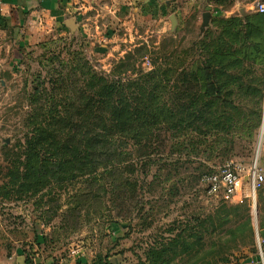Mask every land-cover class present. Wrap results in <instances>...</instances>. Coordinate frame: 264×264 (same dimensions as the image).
I'll return each instance as SVG.
<instances>
[{
	"label": "rangeland",
	"instance_id": "374dc122",
	"mask_svg": "<svg viewBox=\"0 0 264 264\" xmlns=\"http://www.w3.org/2000/svg\"><path fill=\"white\" fill-rule=\"evenodd\" d=\"M252 1L121 0L88 10L75 29L34 18L7 31L0 46V264H151V248L178 234L190 244L163 264H236L257 249L264 188L255 200L248 168L259 147L264 164V14ZM129 54L131 65L117 68ZM154 62L167 72L169 101L188 86L204 93L212 83L205 69L220 81L221 99L209 108L196 100L194 130L164 131L146 168L133 154L126 204L119 194L78 206L72 187L36 192L7 184V154L22 151L29 113L52 103L35 102L36 92L79 91L88 63L130 79ZM230 161L242 183L227 200L209 193L202 177ZM237 203L247 204L248 216L245 208L224 222L215 215Z\"/></svg>",
	"mask_w": 264,
	"mask_h": 264
},
{
	"label": "trees",
	"instance_id": "16d2710c",
	"mask_svg": "<svg viewBox=\"0 0 264 264\" xmlns=\"http://www.w3.org/2000/svg\"><path fill=\"white\" fill-rule=\"evenodd\" d=\"M130 60L129 54L117 68L130 66ZM88 66V76L79 91L58 97L46 89L35 93L39 97L33 95L35 102L47 98L52 103L29 113L22 151L7 154V184L36 192L46 186L72 187L77 189L73 199L78 206H92L101 203L103 195L116 198L119 194L126 204L132 197L130 176L136 171L133 154L137 152L145 165L150 152L159 147L154 146L155 140L164 139V131H171L175 137L182 128L194 130L195 101L203 99L209 108L221 99V83L212 80L205 69V81L212 83L204 93L195 96L188 86L182 93L174 92L169 101L165 97L167 72L160 63L154 62L152 69L141 70L138 77L130 79H119L114 70L107 74ZM208 112L202 114L207 118ZM242 208L248 216L245 203L223 205L215 215L224 222ZM122 213L126 210L117 214ZM259 224L261 227L260 213ZM182 237L178 234L170 242L152 247L148 254L151 264L167 262L179 245L185 251L190 243L186 238L180 241ZM100 260L93 264H104Z\"/></svg>",
	"mask_w": 264,
	"mask_h": 264
},
{
	"label": "crops",
	"instance_id": "0c3cea01",
	"mask_svg": "<svg viewBox=\"0 0 264 264\" xmlns=\"http://www.w3.org/2000/svg\"><path fill=\"white\" fill-rule=\"evenodd\" d=\"M121 0H0V46L6 40L7 31L23 25L25 21L34 18L57 25L63 22L67 25L73 19L81 18L88 10L104 8L110 3ZM260 162L263 160L260 159ZM264 165V164H263ZM260 238L263 240L261 249L251 250L236 264H263L264 263V203L260 202ZM262 250V251H261Z\"/></svg>",
	"mask_w": 264,
	"mask_h": 264
},
{
	"label": "built area",
	"instance_id": "2783aa9c",
	"mask_svg": "<svg viewBox=\"0 0 264 264\" xmlns=\"http://www.w3.org/2000/svg\"><path fill=\"white\" fill-rule=\"evenodd\" d=\"M251 8L256 12L264 13V0H253ZM248 179L253 197L256 200L257 191L264 188V165L260 162L259 154L256 155L255 160L248 168ZM202 181L207 185L209 193L216 196L220 195L229 200L239 193L242 175L238 165L230 161L216 171L205 173ZM262 243L263 240L258 237L260 249Z\"/></svg>",
	"mask_w": 264,
	"mask_h": 264
},
{
	"label": "water",
	"instance_id": "95a60500",
	"mask_svg": "<svg viewBox=\"0 0 264 264\" xmlns=\"http://www.w3.org/2000/svg\"><path fill=\"white\" fill-rule=\"evenodd\" d=\"M172 19H173V21H174V24L176 23V19H175V16L174 15H172ZM67 24L69 25V26H71L72 28H76V23H75V21L71 18V19H69L68 21H67Z\"/></svg>",
	"mask_w": 264,
	"mask_h": 264
},
{
	"label": "bare ground",
	"instance_id": "6f19581e",
	"mask_svg": "<svg viewBox=\"0 0 264 264\" xmlns=\"http://www.w3.org/2000/svg\"><path fill=\"white\" fill-rule=\"evenodd\" d=\"M259 148H260V147H259ZM259 148H258V150H257V155L259 154V150H260Z\"/></svg>",
	"mask_w": 264,
	"mask_h": 264
}]
</instances>
